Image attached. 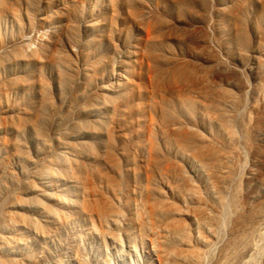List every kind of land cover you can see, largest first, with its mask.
Here are the masks:
<instances>
[{"label": "rangeland", "instance_id": "374dc122", "mask_svg": "<svg viewBox=\"0 0 264 264\" xmlns=\"http://www.w3.org/2000/svg\"><path fill=\"white\" fill-rule=\"evenodd\" d=\"M188 261L264 264V0H0V264Z\"/></svg>", "mask_w": 264, "mask_h": 264}, {"label": "bare ground", "instance_id": "6f19581e", "mask_svg": "<svg viewBox=\"0 0 264 264\" xmlns=\"http://www.w3.org/2000/svg\"><path fill=\"white\" fill-rule=\"evenodd\" d=\"M227 127H229V126H227ZM217 147H219L218 145H216ZM222 149V148H221ZM205 150V148L204 149H202V151L201 152H204L205 154H207V155H209V156H211L212 158H214V157H216V156H220L219 154H220V152H219V150L215 147V146H212V145H210V147L209 148H207V150H206V152L204 151ZM225 150V149H224ZM221 151V150H220ZM223 151V150H222ZM224 152V151H223ZM231 152V151H230ZM226 153V152H225ZM231 153H233V152H231ZM224 153H221V156L223 155ZM228 156V155H227ZM225 157H226V155H225ZM223 158V157H222ZM218 159V161H222V159L220 160V157L219 158H217ZM224 159V158H223ZM231 159V158H230ZM226 160V159H225ZM216 161V160H215ZM217 162V161H216ZM215 162V163H216ZM216 164H219L218 162L216 163ZM228 166V165H227ZM227 166L224 164H220L219 165V167L218 168H221L220 170H219V173H218V171L216 172V176H217V180H218V177H219V179H220V181L222 182V181H224V179L225 178H227V173L228 174H230L231 173V171L229 170V169H227ZM229 167V166H228ZM229 170V171H228ZM231 175H233L232 173L230 174V175H228V176H231ZM215 177V176H214ZM216 178V177H215ZM229 179V178H228ZM198 200V199H197ZM193 201V200H192ZM192 203V202H191ZM194 204H193V212H194V215L196 216H198V219H201L200 220V222H204L206 225H207V227L208 228H210V229H213L212 227H211V225H213V224H217V223H221L224 219H225V217L227 216V214H228V210H226V208H225V205H224V208H223V210H221V208H219L220 210H212V208H211V206L209 205V203L207 204L206 202H204V201H202V200H198V201H195V202H193ZM224 203V202H223ZM163 204V203H162ZM192 205V204H191ZM221 205H222V203H221ZM161 206V205H160ZM192 207V206H191ZM189 208V207H188ZM162 209V208H161ZM191 209V210H192ZM165 210V209H164ZM163 210V211H164ZM177 210H178V208H177ZM160 211V210H159ZM158 211V212H159ZM168 211V210H167ZM166 210L164 211V213L166 214V212H167ZM172 211H174L173 213H175V212H177V213H179L180 212V210L179 211H175L174 209L172 210ZM172 211H171V215H173L172 214ZM161 212H162V210H161ZM186 212H187V210H186ZM168 213V212H167ZM181 214V213H180ZM182 214H183V212H182ZM187 214V213H186ZM167 215V214H166ZM178 215V214H177ZM179 216V215H178ZM191 216H193V215H191ZM176 217V216H175ZM180 218V217H179ZM167 219V218H166ZM169 219H171V218H169ZM169 219H168V221L167 222H169ZM172 221L174 220L173 218L171 219ZM171 220H170V222H171ZM177 219H175V221H176ZM179 221V220H178ZM170 222H169V224H170ZM179 222L181 223V224H179ZM178 222V224H177V221H176V223L175 222H173L174 224L172 225V226H170V227H172L173 228V231L175 232V234H177L178 236H180V237H182L183 238V241H184V243H183V247H184V245H185V250H186V253L185 252H183V253H185L183 256L185 257V258H188V259H190V261L192 260H196L198 257H199V255H200V250L198 249H196L195 247H193L192 245H191V243H190V236L188 235V232H187V228L185 227V225H182V222L181 221H179ZM203 223V224H204ZM168 224V225H169ZM204 224V225H205ZM214 226V225H213ZM172 230V229H171ZM173 232V233H174ZM201 241V243H202V245H205V244H207V242L204 240V239H201L200 240ZM209 244V243H208ZM206 246V245H205ZM179 251V250H178ZM181 252V253H182ZM182 253V254H183ZM180 254V253H179ZM182 254H180V255H182ZM194 262V261H193ZM187 264H191V262H187Z\"/></svg>", "mask_w": 264, "mask_h": 264}]
</instances>
